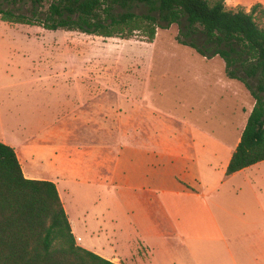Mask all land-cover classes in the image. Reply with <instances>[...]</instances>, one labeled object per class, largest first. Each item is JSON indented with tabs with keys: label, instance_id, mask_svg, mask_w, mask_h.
<instances>
[{
	"label": "crops",
	"instance_id": "1",
	"mask_svg": "<svg viewBox=\"0 0 264 264\" xmlns=\"http://www.w3.org/2000/svg\"><path fill=\"white\" fill-rule=\"evenodd\" d=\"M33 34L21 48L0 38V87L16 88L0 98V141L25 177L54 182L78 245L119 264H264V172L250 171L264 160L225 174L254 100L225 75L224 60L214 67L216 55L174 47L203 68L185 70L180 114L149 86L93 76L70 49L61 62L52 52L60 47ZM24 69L31 74L19 76ZM238 95L225 116L214 113L216 101Z\"/></svg>",
	"mask_w": 264,
	"mask_h": 264
},
{
	"label": "trees",
	"instance_id": "2",
	"mask_svg": "<svg viewBox=\"0 0 264 264\" xmlns=\"http://www.w3.org/2000/svg\"><path fill=\"white\" fill-rule=\"evenodd\" d=\"M3 1H29L34 8L48 1V7L44 17L0 7L2 21L104 37L151 42L157 28L178 24L179 43L206 58L220 56L225 75L240 80L254 99L225 174L264 160V28L254 16L259 3L245 11L226 8L225 0ZM196 31L204 36L202 46L193 38ZM0 264H119L75 242L54 182L25 177L14 148L2 141Z\"/></svg>",
	"mask_w": 264,
	"mask_h": 264
},
{
	"label": "rangeland",
	"instance_id": "3",
	"mask_svg": "<svg viewBox=\"0 0 264 264\" xmlns=\"http://www.w3.org/2000/svg\"><path fill=\"white\" fill-rule=\"evenodd\" d=\"M47 2L34 8L29 1L17 2L2 0L0 1V7L14 9L15 11H21L26 14H30L35 10L37 15L44 17V12L48 7ZM255 3H259L254 14L255 20L261 27L264 28V0H245L244 3L237 4L234 7L227 4H225V6L226 8L233 10L242 8L245 11H249L251 6ZM25 31L36 32L38 35L34 36L33 34V37L31 38L37 39L38 42H43L44 45L48 47H60L52 52H54L53 55L60 57L61 62L68 59L70 49L72 52L76 53L78 62H81L82 65L84 63L87 68L91 69L90 72L93 76H103L110 79L123 78L124 82L126 81V85L123 87L126 89L130 88V90L135 87V89L143 91V88H148L149 86V91L157 103H160L164 108H173L180 114L187 113V111L183 108V105H177L179 100L185 98L184 95H186L188 92L187 89L189 88V84L181 82L182 78H186L188 76V73L185 70L191 66V68H197L203 71L202 66L196 64L197 62L194 64L193 61L185 58L184 53L180 49H174L175 46H181L176 40V37L180 32L179 25L176 23H173L166 28H157L153 40L148 42L139 36H132L129 38H122L121 36L104 37L76 30H65L61 28L47 29L40 23L26 24L21 22L2 21L0 19V38L1 35H4L3 38L5 40H10V45H15L18 48H21L27 38L24 37ZM183 31H185L184 28ZM181 38L188 39L184 35H181ZM193 38L198 45H203V34L196 31ZM5 49L6 48H3L2 51ZM47 51H50V48L42 51V53H47ZM43 55L45 56V53ZM197 58L202 60L200 59L201 57ZM210 60L211 61L209 62L213 63L214 67H217V65L220 67L221 62L223 61V59L218 55ZM151 64H153V66L151 67L152 69L150 72L151 79H149L150 73L148 70H150L149 66H151ZM39 65L43 67L44 61H41ZM22 71V73H19V76H23L28 73L31 74V72L27 69ZM83 71L84 69H82V76H84ZM163 71H168V74H165L162 77L161 74L163 73L161 72ZM179 74H182V76L178 77L177 75ZM5 79L7 78H4V81H8ZM239 86L244 88L243 84ZM15 89V87H9L8 85L0 87V98L13 94ZM225 99L226 98L220 101L215 100L216 102L213 107L214 113L215 109L217 110L219 107L221 109L222 116H225L228 110H225L223 105H226L227 109H230V107L233 106L234 101H238V103L243 101L239 95L234 99H227V103ZM207 102L209 101L205 99L203 105L206 106ZM208 112V116L213 114L210 110ZM239 112L240 111H238V113ZM229 115L230 116L227 119L228 123H226V126L228 128H233L237 119H235L231 114ZM216 116L213 117L217 122L218 116ZM220 118L219 121L222 120ZM213 127L215 128V126ZM258 168L260 169L257 170L255 167L250 171L253 173L261 171L264 172V163L259 165ZM79 200L83 203V205H80L79 203L80 206H88V197H84L83 199L79 197L78 201ZM235 257L237 261H239L237 254H235Z\"/></svg>",
	"mask_w": 264,
	"mask_h": 264
}]
</instances>
